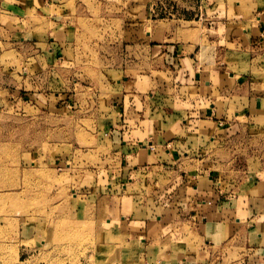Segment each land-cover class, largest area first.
I'll return each mask as SVG.
<instances>
[{
	"label": "crops",
	"instance_id": "0c3cea01",
	"mask_svg": "<svg viewBox=\"0 0 264 264\" xmlns=\"http://www.w3.org/2000/svg\"><path fill=\"white\" fill-rule=\"evenodd\" d=\"M233 1L200 0L188 28L157 27L161 44L131 49L141 72L107 123L112 264H264V0ZM61 2L0 0V17ZM61 36L68 47V29Z\"/></svg>",
	"mask_w": 264,
	"mask_h": 264
},
{
	"label": "rangeland",
	"instance_id": "374dc122",
	"mask_svg": "<svg viewBox=\"0 0 264 264\" xmlns=\"http://www.w3.org/2000/svg\"><path fill=\"white\" fill-rule=\"evenodd\" d=\"M57 1L21 20L0 17V264H112L102 197L118 163L107 123L141 72L131 49L161 44L157 27L172 35L202 13L200 0Z\"/></svg>",
	"mask_w": 264,
	"mask_h": 264
}]
</instances>
